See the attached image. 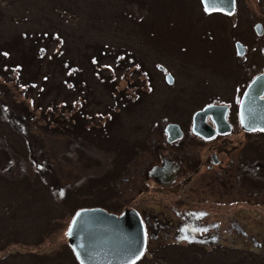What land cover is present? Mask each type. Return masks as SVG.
Instances as JSON below:
<instances>
[{
  "label": "rangeland",
  "instance_id": "1",
  "mask_svg": "<svg viewBox=\"0 0 264 264\" xmlns=\"http://www.w3.org/2000/svg\"><path fill=\"white\" fill-rule=\"evenodd\" d=\"M256 4L239 0L232 27L205 15L199 0H0V264H73L66 211L103 195L125 202L142 187L140 206L167 204L169 190L152 193L146 177L162 127L184 126L200 106L232 100L233 85L259 59L250 49ZM235 38L249 45L243 57L234 54ZM245 139L236 147L244 157ZM181 145L199 150L190 140ZM253 148L264 176V135L254 136ZM257 182V196L236 184L231 191L244 201L215 206L224 221L219 243L134 264H264V180ZM60 185L73 186L63 199L54 194ZM189 198L199 203L198 194Z\"/></svg>",
  "mask_w": 264,
  "mask_h": 264
},
{
  "label": "flooded vegetation",
  "instance_id": "2",
  "mask_svg": "<svg viewBox=\"0 0 264 264\" xmlns=\"http://www.w3.org/2000/svg\"><path fill=\"white\" fill-rule=\"evenodd\" d=\"M238 2L239 0H233L231 13H207L202 6L201 9L205 15H216L230 19L232 27H236L240 19L237 17ZM256 2L259 5H253L254 11L255 8L259 9V14H254L255 17H252L250 22V31L253 37L252 47L250 49L255 50L259 58L254 59L256 60L255 62H251L254 71L248 74V77L244 81L233 85L232 100L220 103H206L197 109L200 110L209 104H223L225 106L223 117L225 124H217V127L219 129L225 127L227 130L219 132L216 123L207 115L204 118V123L208 131L205 132L201 128L200 133H196L192 128L191 114L184 126L178 122H170L178 126L180 135L176 139L166 142L164 127L168 123L164 124L162 127L164 132L162 135L163 139L160 144V147H162L161 152L157 153L158 160L156 163L151 164L147 169L146 177L151 183L152 193L158 194L159 188L169 190L171 196L168 198L167 204L157 201V197L152 196V201L155 200L157 201L156 203L147 207L140 206L142 204L141 200L143 199V190H145L140 187L137 191L138 193L131 195L125 202H121L115 198L114 194L107 198L103 195L96 202H85L69 208L66 211L70 212L64 224L63 237L65 236L64 245L73 264L78 263L68 244L67 230L74 215L81 209L100 208L116 216H121L123 213L129 212L132 218H138L144 233V245L138 258L139 261L152 254L155 257L167 256L169 258L175 255L183 256L185 248L192 244L204 249L205 247L216 245L219 243L217 228L222 226L224 221L223 218L216 215L218 213L215 206H238L240 202L244 201L243 198L233 195L231 191L236 184L243 185L247 189L248 195L255 194L257 196V192L256 190L253 191V187L255 188L259 179L264 180V176L259 174L261 166L258 159H260V156L256 154L258 150L253 148V143L254 136L256 134L264 135V132L242 129L238 117L239 99L246 85L254 76L264 73V0H256ZM248 4L251 6V3ZM244 10L248 16L249 11L247 9ZM235 42H239L242 45L243 53L239 57L245 56L249 52V45L235 38L233 41L235 55ZM166 74L163 79L168 85L173 81L170 74V79L167 81ZM263 96L264 90L261 94V97ZM240 135L241 139L244 137L246 139L238 151L245 147L246 144L251 145L248 150L249 155H246V157L240 153H236V147L241 142V139H238ZM188 140L199 150L191 152L181 145ZM233 154L236 155L235 159L232 158ZM256 157L258 158L256 159ZM198 168H201V170H198ZM120 172L122 173V169ZM196 177L198 179L192 184V180ZM120 179L129 181L130 178L128 176H121ZM227 189L230 190L229 193ZM66 190L60 185L54 194L57 198L63 199ZM104 192V194L108 195V191ZM117 192L122 194V189L114 190V193ZM61 193L63 194L61 195ZM189 193L198 194L199 203H188L190 201ZM222 194L224 195L222 196ZM136 196H140L139 202L133 203L131 200L135 199ZM82 197L89 199L94 197V195L87 193L83 194ZM245 200V203H247L249 197H246ZM238 221L235 218L226 219V223L234 224V226H238ZM183 237H187V239Z\"/></svg>",
  "mask_w": 264,
  "mask_h": 264
},
{
  "label": "water",
  "instance_id": "3",
  "mask_svg": "<svg viewBox=\"0 0 264 264\" xmlns=\"http://www.w3.org/2000/svg\"><path fill=\"white\" fill-rule=\"evenodd\" d=\"M207 12H229L232 0H200ZM238 55L242 53L236 43ZM169 81V77L166 76ZM264 74L254 76L241 94L238 104V117L242 129L263 131L264 129ZM224 105H207L192 115V128L200 133L201 128L207 132L204 118L218 125H224ZM219 132L227 128L219 129ZM166 141L179 137L180 130L176 124L165 127ZM129 212L116 216L100 208L79 210L73 217L68 230L67 241L79 264H133L139 257L144 243L141 223L133 220ZM71 233L69 234V230Z\"/></svg>",
  "mask_w": 264,
  "mask_h": 264
},
{
  "label": "trees",
  "instance_id": "4",
  "mask_svg": "<svg viewBox=\"0 0 264 264\" xmlns=\"http://www.w3.org/2000/svg\"><path fill=\"white\" fill-rule=\"evenodd\" d=\"M106 82H104L102 85H104L105 86V88H106V90H108L109 89V87L111 86V83H109L108 84V79L107 80H105ZM112 87V86H111ZM118 94H119V92H118ZM76 118V117H75ZM75 118H73L72 119V122H76V126H78L79 125V122L81 123V122H83V120H81V118H79V117H77L76 119ZM103 124V123H102ZM104 125V124H103ZM76 126H73V128L74 127H76Z\"/></svg>",
  "mask_w": 264,
  "mask_h": 264
},
{
  "label": "snow or ice",
  "instance_id": "5",
  "mask_svg": "<svg viewBox=\"0 0 264 264\" xmlns=\"http://www.w3.org/2000/svg\"><path fill=\"white\" fill-rule=\"evenodd\" d=\"M206 11H207V9H206ZM262 130H264V129H262ZM63 193H61V195H62ZM71 233V229L69 230V234ZM184 239H187V237H183Z\"/></svg>",
  "mask_w": 264,
  "mask_h": 264
}]
</instances>
